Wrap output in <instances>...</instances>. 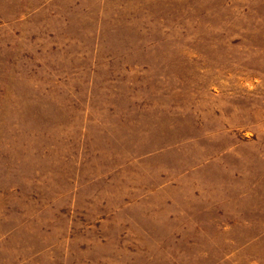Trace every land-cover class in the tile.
<instances>
[{"label": "rangeland", "instance_id": "374dc122", "mask_svg": "<svg viewBox=\"0 0 264 264\" xmlns=\"http://www.w3.org/2000/svg\"><path fill=\"white\" fill-rule=\"evenodd\" d=\"M0 264H264V0H0Z\"/></svg>", "mask_w": 264, "mask_h": 264}]
</instances>
